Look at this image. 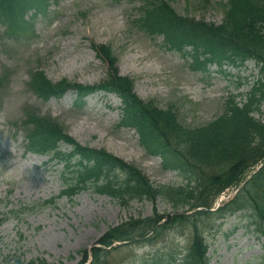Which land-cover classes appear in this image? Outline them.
<instances>
[{
  "label": "rangeland",
  "instance_id": "374dc122",
  "mask_svg": "<svg viewBox=\"0 0 264 264\" xmlns=\"http://www.w3.org/2000/svg\"><path fill=\"white\" fill-rule=\"evenodd\" d=\"M171 3L180 11H191L209 20L218 21L223 15L221 7L193 11L188 0ZM140 4V0H60L50 4L46 13L33 19L36 36L30 48L0 44V69L3 64L16 65L19 76L31 66L40 65L54 78L66 76L95 82L105 71L86 40L95 38L113 44L122 72L136 80V89L144 98H154L162 106L174 103L188 123L212 120L222 111V97L227 93L224 85L228 81L216 74L213 79L202 80L201 74L191 71L179 53L162 48L161 38L141 32L133 23ZM253 65L250 62L249 68ZM239 73L248 75L249 71L242 68ZM247 88L241 86L237 90ZM23 97L12 95L7 107L0 106V211L9 217L0 226V261L15 256L26 261L44 257L56 264H76L81 259L79 250L95 246L110 226L131 215L138 216L142 205L134 203L131 208H121L114 200L91 190L77 194L73 200L61 197L55 203L44 204L62 186L53 171L41 166L45 158L25 154L22 137H15L6 126L9 115L18 114L22 108ZM40 104L42 110L57 116L79 142L105 147L137 163L157 183L178 181L175 172L161 166L160 158L147 154L134 130L115 126L118 115L107 106L106 99L95 100L77 111L66 110L69 106L59 100ZM3 152L5 156L1 155ZM158 206L165 213L172 212L164 200ZM151 210V204L143 206L145 214ZM173 237L174 233H170L159 247L171 248ZM251 237L240 228L228 239L216 238L212 264L252 261L254 254L263 251ZM149 253L148 247H126L112 251L108 262L148 264Z\"/></svg>",
  "mask_w": 264,
  "mask_h": 264
},
{
  "label": "trees",
  "instance_id": "16d2710c",
  "mask_svg": "<svg viewBox=\"0 0 264 264\" xmlns=\"http://www.w3.org/2000/svg\"><path fill=\"white\" fill-rule=\"evenodd\" d=\"M243 1L236 0V3L241 4L242 7L238 6L237 8L236 5L230 10V12L233 11V15L227 21L225 28L205 24L203 20L183 18L170 12L166 5H162L161 11L148 19V22L151 26L168 32V36L173 34L175 42L180 46H183L184 43L205 44L213 45L219 49L227 48L228 50L239 52L240 50L234 45L233 39L227 37L225 31H233L237 34V25L241 23L240 18L243 12L251 13V8L245 7V3L242 4ZM247 24L252 26L251 21ZM232 36L235 37V34ZM116 81L115 87L134 100L131 105V112L137 123L130 119L128 123L134 124L139 128L141 141L148 149L162 152L167 157L188 163L190 162L188 153H190L192 147L205 150L201 155L205 159L201 162L212 166L220 164L221 168L220 174H210L204 178V181L211 186L219 183L238 182L242 178L247 169V166L243 167L244 164L256 153V149L249 144L251 141L248 135L249 132L242 139L240 138L243 134L226 139L228 130L232 126L226 125L219 128L214 125V131L210 133V136L201 137L197 133L186 130L177 124L172 111L161 112L145 108L140 103L141 101L131 94L133 89L132 82L128 78H121ZM219 133L222 135V143L216 140L219 137ZM256 134L264 140V124L259 125ZM60 136H63L60 131L52 128L44 121L36 119L34 130L36 146L44 149L49 148ZM68 140L71 141L70 138ZM84 149L82 150L83 154L94 160V167L89 169L91 171L89 176L95 179L94 185L98 191L109 192L123 201H125L126 194L142 199L154 200L156 198L158 191L136 168L103 150ZM209 149L212 151L210 152ZM210 155L211 157L207 158ZM117 171L123 174L126 172L127 178L119 179L116 174ZM203 177L201 176L202 180ZM100 179L104 181L102 185L98 183ZM190 193L192 194L193 191ZM243 193L245 197L240 207H249L253 210L259 228L264 233V182L261 172L253 176ZM246 200L250 201V205L246 204ZM146 222L149 224L151 221ZM130 227L132 229L134 225L131 224ZM126 233L128 232L125 230L114 229L108 234V240L113 234L125 235ZM188 262L189 264H207L204 241L201 238L193 244Z\"/></svg>",
  "mask_w": 264,
  "mask_h": 264
}]
</instances>
